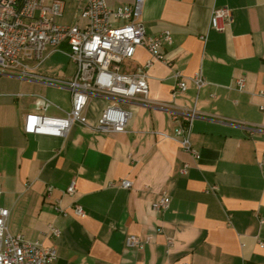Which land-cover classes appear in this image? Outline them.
Listing matches in <instances>:
<instances>
[{
	"label": "crops",
	"instance_id": "crops-1",
	"mask_svg": "<svg viewBox=\"0 0 264 264\" xmlns=\"http://www.w3.org/2000/svg\"><path fill=\"white\" fill-rule=\"evenodd\" d=\"M60 1L56 22L83 26V3ZM105 1L116 10L134 0ZM222 7L231 12L230 25L223 33L209 30L212 8ZM139 21L146 35L170 33L171 44L161 49L169 64L145 68L151 58L143 48L123 62L124 74L145 69L148 101L118 104L131 111L122 133L74 124L65 138L26 134V115L64 117L70 92L0 75V207L10 212L9 233L55 249L53 264H264V0H144ZM47 53L38 75H74L64 53ZM175 72L186 84L182 93ZM196 76L201 87L192 82ZM113 103L92 97L88 124ZM180 109L198 113L189 135L198 159L172 137L171 113ZM124 180L131 189L120 187ZM162 194L168 210L152 211ZM129 236L146 242L127 248Z\"/></svg>",
	"mask_w": 264,
	"mask_h": 264
},
{
	"label": "built area",
	"instance_id": "built-area-1",
	"mask_svg": "<svg viewBox=\"0 0 264 264\" xmlns=\"http://www.w3.org/2000/svg\"><path fill=\"white\" fill-rule=\"evenodd\" d=\"M82 2L79 19L83 26L61 25L56 20L62 16L64 5L60 0L47 3L46 0H0V75H10L22 80H30L66 89L71 95V109L64 117H49L30 114L24 117L23 129L26 134L65 138L74 124L87 126L103 134L122 133L131 118V111L118 104L124 101H148L147 73L141 68L131 74H124L122 64L133 58L138 48L150 55L149 67L153 62L169 64L161 52L163 44H171L168 31L157 36L146 35L139 21L144 0H134L125 8L111 9L105 0H74ZM124 21L123 25H115ZM231 23V12L227 8H212L208 29L223 33ZM66 44L67 51H61ZM64 53L75 66L74 75L67 80L38 75L35 71L48 57L47 51ZM175 88L186 90L180 74L175 72ZM197 87L204 84L200 76L192 78ZM243 88V79L237 82ZM102 97L113 101L103 109L95 125H89L84 115L89 100ZM46 109L49 104H42ZM172 119L177 122L173 139L178 140L183 150L199 158L191 148L189 135L191 125L197 118L195 109L172 111ZM184 166L182 173H185ZM120 187L131 189L130 181H121ZM75 192L71 183L65 193ZM0 188V196H1ZM170 206V198L162 194L151 204V210L164 213ZM53 209L66 215L59 206ZM76 217H83L81 206L74 205ZM10 212L0 207V264H53L56 251L45 248L37 241H26L22 235L9 233L7 223ZM54 237L59 231L50 228ZM146 242V241H145ZM145 242L135 236L125 240L127 248L141 249ZM169 244H172L169 241ZM186 264V263H185Z\"/></svg>",
	"mask_w": 264,
	"mask_h": 264
},
{
	"label": "rangeland",
	"instance_id": "rangeland-1",
	"mask_svg": "<svg viewBox=\"0 0 264 264\" xmlns=\"http://www.w3.org/2000/svg\"><path fill=\"white\" fill-rule=\"evenodd\" d=\"M64 51H67V49H66V50H64Z\"/></svg>",
	"mask_w": 264,
	"mask_h": 264
}]
</instances>
